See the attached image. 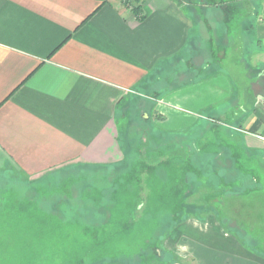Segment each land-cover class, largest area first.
<instances>
[{
    "label": "crops",
    "instance_id": "0c3cea01",
    "mask_svg": "<svg viewBox=\"0 0 264 264\" xmlns=\"http://www.w3.org/2000/svg\"><path fill=\"white\" fill-rule=\"evenodd\" d=\"M141 10L138 21L121 0H0V173L123 165L142 127L176 134L234 109L242 149L264 154V0ZM195 245L191 264H264L240 240Z\"/></svg>",
    "mask_w": 264,
    "mask_h": 264
},
{
    "label": "rangeland",
    "instance_id": "374dc122",
    "mask_svg": "<svg viewBox=\"0 0 264 264\" xmlns=\"http://www.w3.org/2000/svg\"><path fill=\"white\" fill-rule=\"evenodd\" d=\"M204 114L176 134L142 127L123 165L0 173V264H191L197 242L231 239L264 257V154L242 149L240 112Z\"/></svg>",
    "mask_w": 264,
    "mask_h": 264
},
{
    "label": "trees",
    "instance_id": "16d2710c",
    "mask_svg": "<svg viewBox=\"0 0 264 264\" xmlns=\"http://www.w3.org/2000/svg\"><path fill=\"white\" fill-rule=\"evenodd\" d=\"M101 1L102 4L104 3L105 0H98ZM122 5L124 8H129L131 9V13L135 17L136 20L142 21L143 20V15H142V10H141V0H121ZM131 2H134L136 6H132Z\"/></svg>",
    "mask_w": 264,
    "mask_h": 264
},
{
    "label": "built area",
    "instance_id": "2783aa9c",
    "mask_svg": "<svg viewBox=\"0 0 264 264\" xmlns=\"http://www.w3.org/2000/svg\"><path fill=\"white\" fill-rule=\"evenodd\" d=\"M263 141H264V139H263Z\"/></svg>",
    "mask_w": 264,
    "mask_h": 264
}]
</instances>
